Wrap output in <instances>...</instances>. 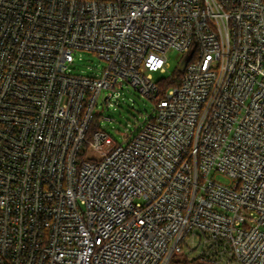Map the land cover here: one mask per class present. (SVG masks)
<instances>
[{
  "label": "built area",
  "instance_id": "2783aa9c",
  "mask_svg": "<svg viewBox=\"0 0 264 264\" xmlns=\"http://www.w3.org/2000/svg\"><path fill=\"white\" fill-rule=\"evenodd\" d=\"M124 87L155 107L119 143ZM184 257L264 264V0H0V264Z\"/></svg>",
  "mask_w": 264,
  "mask_h": 264
},
{
  "label": "rangeland",
  "instance_id": "374dc122",
  "mask_svg": "<svg viewBox=\"0 0 264 264\" xmlns=\"http://www.w3.org/2000/svg\"><path fill=\"white\" fill-rule=\"evenodd\" d=\"M168 66L166 73H155V77H169L175 73L183 54L177 50H169L167 53ZM105 66V61L93 52L79 50L75 54V63L72 65L74 73L93 74L98 73ZM117 91L120 94L117 95ZM113 104L103 109V118L100 119L102 128L116 141H125L124 135L135 131L153 113L155 104L153 100L142 95L132 87L117 88L113 97ZM217 179L229 182V179L218 175ZM189 250V249H188ZM187 250V252H188ZM178 264H206L187 262L186 257L181 258Z\"/></svg>",
  "mask_w": 264,
  "mask_h": 264
},
{
  "label": "trees",
  "instance_id": "16d2710c",
  "mask_svg": "<svg viewBox=\"0 0 264 264\" xmlns=\"http://www.w3.org/2000/svg\"><path fill=\"white\" fill-rule=\"evenodd\" d=\"M184 75V72L179 69V67L176 69L175 73L172 74L169 77H162L161 78V83H160V95L163 96L165 90L171 86H177L181 83L182 77ZM99 119L96 118L94 123L91 125V130L90 132H93L96 130L99 125H98ZM197 263L198 261H193V263Z\"/></svg>",
  "mask_w": 264,
  "mask_h": 264
},
{
  "label": "water",
  "instance_id": "95a60500",
  "mask_svg": "<svg viewBox=\"0 0 264 264\" xmlns=\"http://www.w3.org/2000/svg\"><path fill=\"white\" fill-rule=\"evenodd\" d=\"M190 58H191V54L188 53V54L183 58L182 62H181L180 65H179V69H180V70H185V68H186V66H187V64H188V62L190 61Z\"/></svg>",
  "mask_w": 264,
  "mask_h": 264
}]
</instances>
